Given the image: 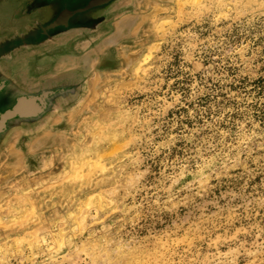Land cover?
<instances>
[{
  "label": "clouds",
  "instance_id": "obj_1",
  "mask_svg": "<svg viewBox=\"0 0 264 264\" xmlns=\"http://www.w3.org/2000/svg\"><path fill=\"white\" fill-rule=\"evenodd\" d=\"M30 55L0 264H264V0H89Z\"/></svg>",
  "mask_w": 264,
  "mask_h": 264
},
{
  "label": "flooded vegetation",
  "instance_id": "obj_2",
  "mask_svg": "<svg viewBox=\"0 0 264 264\" xmlns=\"http://www.w3.org/2000/svg\"><path fill=\"white\" fill-rule=\"evenodd\" d=\"M88 3L89 0H80L76 6H67L65 0H0V63L5 66V71L0 73V83L14 85L8 94H0V120L19 99L24 104L23 112L35 114L36 108L46 99V94L28 89L22 80L14 79V69L20 65L21 56H30L31 59L27 61L31 73L28 75L36 74L40 57H32L30 50L40 47V41L46 37H55L65 31V28L54 27L63 24L75 12L78 23L80 12ZM24 118L16 115L6 119L5 124Z\"/></svg>",
  "mask_w": 264,
  "mask_h": 264
},
{
  "label": "water",
  "instance_id": "obj_3",
  "mask_svg": "<svg viewBox=\"0 0 264 264\" xmlns=\"http://www.w3.org/2000/svg\"><path fill=\"white\" fill-rule=\"evenodd\" d=\"M80 0H65L67 6H76L79 3ZM87 7V6H86ZM68 8V7H67ZM76 12L74 14H71L66 21L61 24V25H55V29L62 27L65 28L66 26H72L76 23ZM22 83L24 84V82L22 81ZM24 104H22V101L19 99L17 101V103L13 106V108L11 110L6 111L3 115L1 120L5 123L6 119L19 115L20 117H28L31 116L32 113L31 112H23L22 108H23Z\"/></svg>",
  "mask_w": 264,
  "mask_h": 264
},
{
  "label": "crops",
  "instance_id": "obj_4",
  "mask_svg": "<svg viewBox=\"0 0 264 264\" xmlns=\"http://www.w3.org/2000/svg\"><path fill=\"white\" fill-rule=\"evenodd\" d=\"M21 59H22V61H21L20 65L17 68H25L26 67L27 72L31 73V71H30L31 67L29 66V63L27 61L28 59L29 60L31 59L30 56L28 57V56H24L23 55V56H21ZM36 67H37V65H36Z\"/></svg>",
  "mask_w": 264,
  "mask_h": 264
},
{
  "label": "bare ground",
  "instance_id": "obj_5",
  "mask_svg": "<svg viewBox=\"0 0 264 264\" xmlns=\"http://www.w3.org/2000/svg\"><path fill=\"white\" fill-rule=\"evenodd\" d=\"M32 107V106H31ZM24 109V108H23ZM24 112H25V110H24Z\"/></svg>",
  "mask_w": 264,
  "mask_h": 264
}]
</instances>
